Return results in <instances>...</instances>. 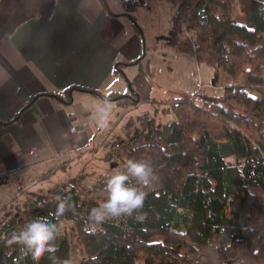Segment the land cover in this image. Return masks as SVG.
Returning <instances> with one entry per match:
<instances>
[{"label":"trees","instance_id":"1","mask_svg":"<svg viewBox=\"0 0 264 264\" xmlns=\"http://www.w3.org/2000/svg\"><path fill=\"white\" fill-rule=\"evenodd\" d=\"M164 1L172 8L167 35L174 51L221 69L229 79L218 94L167 98L166 111L174 116L169 121L144 110L115 143L121 169L128 158L146 159L159 177L144 189V219L89 222L112 173L89 187L62 182L46 196L29 195L17 211L0 218V264H34L7 241L38 217L58 227L61 219L72 220L83 253L78 264H264V223L250 224L244 210L249 204L264 217V0H244L243 19L233 15L234 0ZM137 4L123 1L125 7ZM77 88L118 104L137 102L134 92ZM231 155L234 163L226 161ZM57 196L72 205L58 219L50 215ZM56 244L55 255L69 261L64 231ZM39 264L52 261L45 256Z\"/></svg>","mask_w":264,"mask_h":264},{"label":"crops","instance_id":"2","mask_svg":"<svg viewBox=\"0 0 264 264\" xmlns=\"http://www.w3.org/2000/svg\"><path fill=\"white\" fill-rule=\"evenodd\" d=\"M123 1L113 8L108 0H0V177L79 150L119 118L124 106L107 99L109 125L100 129L95 110L103 98L78 86L134 92L137 104L159 95L148 78L151 64L146 69L149 60H142L151 43L169 40L171 22L160 17L166 7ZM140 57L145 95L135 78H124Z\"/></svg>","mask_w":264,"mask_h":264},{"label":"rangeland","instance_id":"3","mask_svg":"<svg viewBox=\"0 0 264 264\" xmlns=\"http://www.w3.org/2000/svg\"><path fill=\"white\" fill-rule=\"evenodd\" d=\"M108 1L114 8L115 0ZM153 1L166 7L165 9L160 6L161 24L165 21V17H168V22H170L171 5L164 0ZM244 4V0H234L233 15L238 19L244 18ZM180 57L178 52H175L168 43L167 38L159 39L153 45L151 43L147 50L146 59L142 61L145 63L146 60H149L146 66V69H148V66L151 64L148 78L155 84L152 91L159 95L152 97L150 102L142 101L137 104L134 100L130 99L125 103L122 102L123 104H119L124 106L123 110L117 109L119 111V118L111 123L109 128L105 132H102L94 142L89 143L83 148L64 155L51 157L36 164L28 172L22 171L16 177H0V218L8 213L17 211L22 201L29 195L46 196L54 187L62 182L73 184L79 182V185L83 184L85 187H89L100 177L121 169V160L115 156L117 149L115 143L125 137L126 133L131 131L134 125L138 124L136 116L144 110H149L151 114H154L157 121L166 122L174 117L172 113L166 111L169 106L167 98L174 95H188L190 93H195L197 96L201 93L212 95L222 91L224 80L229 78L221 69L216 70L204 63H199L198 65L190 59L193 57L188 55L184 56L183 60H180ZM141 62L134 68L127 70L124 78H127V76L135 78V89L139 90L137 92L145 95L147 90H142L143 85L141 84L143 83L140 82L143 81L142 73L141 71L138 73L136 68L141 66ZM215 72H217V78H214ZM136 78L139 80L137 81ZM130 87L132 88L131 83ZM131 97L136 98V96ZM153 109H157V112L153 113ZM226 161L234 163V156L226 157ZM234 207L240 208L237 203L234 204ZM244 210L251 214L250 224L260 227L264 223V217L258 216L255 208L251 205L248 204ZM59 227L60 230L67 234L69 239V261L71 264H78V260L83 253L78 242V237L75 234L72 220L69 218L61 219Z\"/></svg>","mask_w":264,"mask_h":264},{"label":"clouds","instance_id":"4","mask_svg":"<svg viewBox=\"0 0 264 264\" xmlns=\"http://www.w3.org/2000/svg\"><path fill=\"white\" fill-rule=\"evenodd\" d=\"M111 114V105L107 98L98 103L95 110L96 124L100 129L107 128ZM159 177L152 163L146 159L128 158L123 169H117L106 177L103 200L90 209L88 220L93 225H103L109 220L118 218H133L137 221L144 219L143 208L147 198V187L154 185ZM54 213L59 218L71 210L70 198L57 196ZM60 229L47 217H38L18 232L13 233L7 241L9 245H18L22 257L30 258L34 264L48 256L52 264H71L68 260H61L55 254Z\"/></svg>","mask_w":264,"mask_h":264},{"label":"water","instance_id":"5","mask_svg":"<svg viewBox=\"0 0 264 264\" xmlns=\"http://www.w3.org/2000/svg\"><path fill=\"white\" fill-rule=\"evenodd\" d=\"M129 88H130V90H132L130 86H129Z\"/></svg>","mask_w":264,"mask_h":264}]
</instances>
